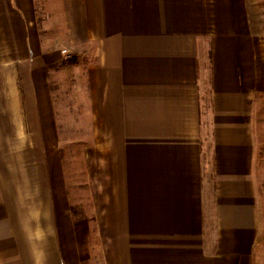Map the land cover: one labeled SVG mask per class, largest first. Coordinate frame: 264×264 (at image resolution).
<instances>
[{"label": "crops", "instance_id": "crops-1", "mask_svg": "<svg viewBox=\"0 0 264 264\" xmlns=\"http://www.w3.org/2000/svg\"><path fill=\"white\" fill-rule=\"evenodd\" d=\"M67 52L90 215L2 157L21 75L48 123ZM261 125L264 0H0V264H264Z\"/></svg>", "mask_w": 264, "mask_h": 264}, {"label": "rangeland", "instance_id": "rangeland-1", "mask_svg": "<svg viewBox=\"0 0 264 264\" xmlns=\"http://www.w3.org/2000/svg\"><path fill=\"white\" fill-rule=\"evenodd\" d=\"M65 54L69 55L68 52ZM72 56L73 54L69 58L66 57L61 73L58 71L59 65L55 66L58 73L54 74L50 81L52 104L49 112L53 115L48 123L42 120L43 107L30 104L31 100L27 98L26 80L22 79L21 75V122L18 131L15 123H4L5 137L1 140L4 150L2 157L4 162L21 164V179L25 178L26 181L29 174L30 177L35 178L37 193L49 192V187L43 185L48 183L51 176L53 177L49 168L55 167L60 171L62 167L64 181L68 183L66 188L70 199L73 202H81L90 215L91 187L86 156L90 158L91 154H85L88 150L85 147L91 145V120L90 114L86 112L87 109L85 110L84 105L81 104L82 100L75 87L76 75L72 64L77 58ZM4 59L7 60L8 57ZM261 130L264 150L262 125ZM17 132L18 137H16ZM24 162H35V166L30 170L24 169L22 166ZM58 176L60 175L57 173ZM87 237L90 245H97L102 239L101 235L89 234ZM97 253L96 251V257L102 259L101 249L99 255Z\"/></svg>", "mask_w": 264, "mask_h": 264}]
</instances>
